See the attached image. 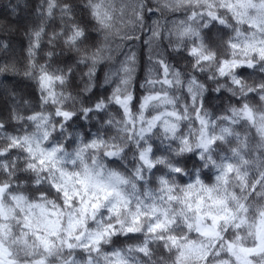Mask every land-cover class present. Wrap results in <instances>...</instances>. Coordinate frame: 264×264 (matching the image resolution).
Instances as JSON below:
<instances>
[{"label":"trees","instance_id":"1","mask_svg":"<svg viewBox=\"0 0 264 264\" xmlns=\"http://www.w3.org/2000/svg\"><path fill=\"white\" fill-rule=\"evenodd\" d=\"M137 1L123 30L102 0H0L17 261L264 264L240 254L264 213V0Z\"/></svg>","mask_w":264,"mask_h":264},{"label":"rangeland","instance_id":"2","mask_svg":"<svg viewBox=\"0 0 264 264\" xmlns=\"http://www.w3.org/2000/svg\"><path fill=\"white\" fill-rule=\"evenodd\" d=\"M102 2L108 6V10L106 12L108 14V16H110L114 12L118 13L120 15L117 17H118L119 25H120V27H123L122 28L123 30L125 29V25L127 23H130L129 24L130 27L134 26L135 21H133V20L135 19L137 21V19H138L137 14L138 13L140 14L141 9H142L141 3L138 2L137 0H102ZM167 3H169V1H167ZM125 12L130 13L129 18H126L125 16H121ZM112 22L114 23L113 18H112ZM181 28L183 29V26ZM101 31H102V29H101ZM115 31L116 30H114V28H113L112 33H114ZM183 31H184V29H183ZM152 35H154V34H152ZM110 37H112L110 34L108 35L104 31H102L101 37L98 38V40L96 42H93L95 39L91 41V43H92L91 48L100 47V45L102 43H105L106 41L108 42ZM151 38H153V37H151ZM117 42H119L121 45L120 40H118ZM134 45H135V43H134ZM155 50H159V48H156ZM119 68H122V66H119ZM123 69L125 71V68H122V70ZM124 71H122V73H124ZM79 84H80V82H79ZM5 95H7V93ZM257 122L259 124L258 125L259 127L262 124H264V116H261V118H259V120ZM0 195H1V191H0ZM4 218H5V216L3 213V208L0 204V264H44L43 261L40 259L32 260L30 263H20L17 261V258L20 257V253L29 254L31 251H30V249H28L29 246H25V247L20 246L19 240L14 239V237L11 236L10 233H8V231L5 230ZM216 225H217L216 221H214L213 226L211 228H209V230L206 231L205 233H213L214 234V232H215L214 228ZM256 233H258V245H257V247H255L251 250L241 251V255L244 259H246L247 256L251 253L255 255L256 253L264 250V213L262 215L261 223L258 226V230ZM35 241L37 243V247H35L34 249L38 250L40 243L38 242L37 239ZM45 250L48 253L49 248H47Z\"/></svg>","mask_w":264,"mask_h":264}]
</instances>
